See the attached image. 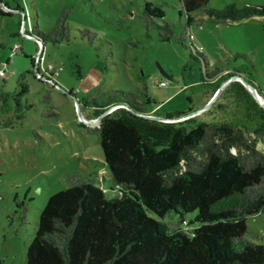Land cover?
Here are the masks:
<instances>
[{
  "label": "trees",
  "instance_id": "16d2710c",
  "mask_svg": "<svg viewBox=\"0 0 264 264\" xmlns=\"http://www.w3.org/2000/svg\"><path fill=\"white\" fill-rule=\"evenodd\" d=\"M180 1L188 19L191 13L202 14L199 25L264 18V5L214 9L208 7L211 0ZM32 10L31 31L25 34L37 46L69 41L68 9L48 32L39 31ZM11 15L0 8V16ZM163 17L159 8L143 14L146 27L156 29L161 42L189 43L188 49L196 51L189 27L178 33L174 24L155 21ZM196 56L201 61L195 60L197 64L208 67L201 52ZM188 67L192 75L185 86L197 88L201 80ZM222 72L216 69L205 77L214 79ZM229 91L233 93L228 97ZM225 92L229 101L216 108L213 104L206 114L210 119L180 123L145 118L146 102L132 93L113 92L106 101L93 94L84 97L79 105L93 110L94 119L119 106L90 129L100 138L114 196L102 186L105 178L68 175V188L52 195L39 216L26 264H264V244L249 237L246 224L264 208V154L257 149L258 142L264 146V109L240 82ZM12 125L13 121L4 123ZM175 211L197 213L199 225L192 234L180 219L172 233L162 230V220Z\"/></svg>",
  "mask_w": 264,
  "mask_h": 264
},
{
  "label": "rangeland",
  "instance_id": "374dc122",
  "mask_svg": "<svg viewBox=\"0 0 264 264\" xmlns=\"http://www.w3.org/2000/svg\"><path fill=\"white\" fill-rule=\"evenodd\" d=\"M228 4L264 5V0H211L208 7L222 9ZM0 8L15 10L11 16H0V70L6 72L5 78L0 77V264H26V251L39 216L52 195L68 188V175L105 178L102 186L109 197L114 196L108 187L111 179L100 138L90 130L98 124L90 126L80 119L70 92L78 102L89 94L106 101L113 92L132 93L146 102V110L160 105L162 109L156 114L168 117L171 104L166 105L165 99L170 88L178 87L181 94L172 104L179 105L181 101L186 105L178 113L195 111L204 101L207 84L213 80L206 78L205 73L218 69L229 73L219 75L214 94L234 75L257 80L264 94L262 17L199 25L202 14L191 13L188 19L180 0H1ZM32 8L42 32L52 31L62 11L69 10V41L58 45L46 42L42 52L44 67L61 69L59 76L52 78L54 84L37 78L35 56L26 57L23 52L40 50L35 41L24 35L31 31ZM154 8H159L164 16L156 18V22L172 23L178 33L183 32V26L189 27L192 44L205 56L208 67L196 63L200 59L195 50L188 49L189 43L184 46L161 42L158 31L146 27L144 11ZM88 34L94 37L89 39ZM189 65L201 85L181 90L192 75ZM90 77L96 79L97 85L86 92L81 79L88 81ZM161 81L168 86L159 87ZM231 84L214 108L229 101L225 100V91ZM80 110L86 118L94 116L82 104ZM208 112L196 118L210 119ZM18 115L24 118L19 119ZM9 121H13L12 127H5ZM257 149L264 154L261 142ZM232 152L235 154L236 150ZM148 215L157 219L149 212ZM179 219L190 234L199 225L196 212L175 211L162 220V230L172 233ZM246 224L249 237L264 244V208L247 218Z\"/></svg>",
  "mask_w": 264,
  "mask_h": 264
},
{
  "label": "crops",
  "instance_id": "0c3cea01",
  "mask_svg": "<svg viewBox=\"0 0 264 264\" xmlns=\"http://www.w3.org/2000/svg\"><path fill=\"white\" fill-rule=\"evenodd\" d=\"M262 19H263V17H262ZM21 48L23 49V46ZM23 52H24V55L26 57L32 58V57L35 56V60H36L40 50H37V52L35 51L34 53H32L31 51H27V52L23 51ZM35 60H34V63H35ZM226 72H228V71H223L222 74L226 73ZM5 77H1V78H5ZM218 77H219V75L212 80L211 84H208L206 90L203 92L204 101L202 103L200 102L199 107L195 111L190 110L187 114H189L190 112H193V113H191L189 115H186L184 117L178 118V119L170 120V121L173 122V123H180V122L189 120L191 118L197 117L198 115L197 116H193L194 112H196L199 109H201L202 107H204L210 101V99L213 97L214 92H213V89H212L211 86L218 81ZM243 78H245V77H243ZM83 79H81V83L83 85L82 87L85 89L86 92H90L92 90V88H94L97 85V81L94 78L90 77L88 81L83 80ZM245 79L257 89V91L259 92V94L261 95V97L264 100V94H263V92H262V90L260 88L259 82L257 80L251 79V78H245ZM89 81H90V84H89ZM47 82L54 84L53 80L52 81L50 80V81H47ZM188 88H189V86H187V87L185 86L181 90H186ZM179 93H180V89L178 87L173 86L172 88H170L169 93L166 96V99H165L166 105H168V104L170 105L171 104L170 109L168 110V112H170L168 116H171L173 114H178V112H181V111L183 112L185 110V108H186V105L183 102H181V101H180L179 105H173L172 104V102L175 99H177V97H179L181 95ZM161 109H162V107H160V105H158V106H156V107H154V108H152L150 110H146V111H147L148 115H151V116L157 115V116H160V118H162V119H166L167 117H163V116H161L159 114H156ZM90 112L93 113V110H90ZM94 118H95L94 116H91V117H89L87 119L93 120Z\"/></svg>",
  "mask_w": 264,
  "mask_h": 264
},
{
  "label": "water",
  "instance_id": "95a60500",
  "mask_svg": "<svg viewBox=\"0 0 264 264\" xmlns=\"http://www.w3.org/2000/svg\"><path fill=\"white\" fill-rule=\"evenodd\" d=\"M6 11H10V12H14L15 10H6ZM18 12V11H16ZM22 13L23 15L25 14L24 12H20ZM25 16V15H24ZM24 24L26 23L25 19H24ZM25 26V25H24ZM24 32V31H23ZM24 35L33 40L29 35H26L25 32H24ZM40 48H44L43 47V44H39ZM234 81H238L240 83H242L244 85V87L246 88V90L251 94V96L254 98V100L257 102L258 105H260L263 109H264V100L263 98L261 97V95L259 94V92L257 91V89L252 85L250 84L245 78H243L242 76L240 75H234L232 76L231 78L225 80L221 85L220 87L216 90L215 94L213 95V97L210 99V101L204 106L202 107L201 109H199L198 111L194 112L193 116H197V115H201L202 113H204L205 111L209 110L210 107L219 99V97L221 96V94L223 93V91L225 90V88L227 86H229L232 82ZM59 89H62L60 88L59 86H57ZM73 100L76 102L77 104V107H78V113H79V116H80V119L85 122L86 124L92 126V125H96L100 122V120L109 115L110 113H112L115 109L119 108V106H115V107H112V108H109L108 110L104 111L100 116H98L96 119H93V120H89L87 118L84 117V115L82 114L81 110H80V105H79V102L77 101L76 97L73 96V95H70ZM145 118L147 119H151V120H156V121H160V122H168V123H173L170 121V119H162V118H159V117H156V116H151V115H144Z\"/></svg>",
  "mask_w": 264,
  "mask_h": 264
},
{
  "label": "built area",
  "instance_id": "2783aa9c",
  "mask_svg": "<svg viewBox=\"0 0 264 264\" xmlns=\"http://www.w3.org/2000/svg\"><path fill=\"white\" fill-rule=\"evenodd\" d=\"M192 38V36H191ZM39 46V44H38ZM44 48H40V52L35 60V70H37L39 68L40 72H37L36 76L38 79L40 80H44V81H52V78L59 76V72L61 71V69L59 70H55L54 67L49 66V67H44L42 64V52H43ZM6 76V72L4 70H0V77H5ZM168 83L166 81H161L159 83V87L164 88L167 87Z\"/></svg>",
  "mask_w": 264,
  "mask_h": 264
}]
</instances>
